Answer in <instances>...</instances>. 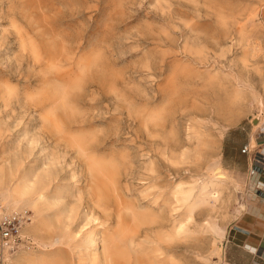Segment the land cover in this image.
Listing matches in <instances>:
<instances>
[{
	"label": "rangeland",
	"instance_id": "1",
	"mask_svg": "<svg viewBox=\"0 0 264 264\" xmlns=\"http://www.w3.org/2000/svg\"><path fill=\"white\" fill-rule=\"evenodd\" d=\"M263 93L264 0H0V186H32L25 264H219ZM216 165L229 179L198 195Z\"/></svg>",
	"mask_w": 264,
	"mask_h": 264
},
{
	"label": "bare ground",
	"instance_id": "2",
	"mask_svg": "<svg viewBox=\"0 0 264 264\" xmlns=\"http://www.w3.org/2000/svg\"><path fill=\"white\" fill-rule=\"evenodd\" d=\"M68 49H66L67 51ZM71 51V50H69ZM65 53V52H64ZM62 54V53H61ZM68 55H71L70 53ZM74 55V54H73ZM81 56H83V54H80ZM79 55V56H80ZM85 55V54H84ZM60 56V55H59ZM66 57V55H64ZM87 57L85 58H88L89 56L86 55ZM61 57V56H60ZM70 57V56H69ZM68 57V59H69ZM93 57H96V56H93ZM92 57V58H93ZM62 58V57H61ZM80 58V57H79ZM83 58V57H82ZM91 58V57H90ZM54 59V58H53ZM52 60V59H51ZM81 60V58H80ZM98 60V58L96 59V61ZM57 61V59H56ZM60 63L63 64L64 63V58L61 60L60 59ZM63 61V62H62ZM85 61V60H84ZM83 61V62H84ZM95 61V60H94ZM95 61V63H96ZM52 62H54L52 60ZM50 61V64L52 63ZM75 62V61H74ZM79 62V61H77ZM86 62V61H85ZM84 62V63H85ZM57 63H59L57 61ZM82 63V62H81ZM84 63L79 67V71H75L73 72L74 74L69 73L68 70L65 69H62V71L66 70L68 71V73L66 72V76L64 74V71H63V75L65 77H69L68 78H65L67 81H63L64 79V76H59L60 78L63 77V79L57 81L58 83H56L55 87H54V91H55V95H56V102H58L57 104L60 106V105H64L67 101V99H69L70 97V94L68 96V90H70L69 88L73 89V87L78 84H80L81 80L83 79V75H82V72H83V69L85 68L86 64L84 65ZM94 63V65H95ZM56 64V63H55ZM54 65V64H53ZM60 65V64H59ZM58 65V67H60ZM50 66V65H47V67ZM56 66V70H57V65H54ZM64 66V65H63ZM71 67V66H69ZM84 67V68H83ZM89 67H91V65H89ZM88 69V67H86ZM85 68V69H86ZM90 69V68H89ZM88 69V70H89ZM48 70L50 71H53L55 69H52L51 68ZM70 70V69H69ZM58 71V70H57ZM60 71H61V68H60ZM71 71V70H70ZM87 72V71H86ZM56 73H60V72H56L55 71V74ZM52 74V73H51ZM54 74V73H53ZM62 74V73H60ZM58 74V75H60ZM57 77V76H56ZM54 79V78H52ZM58 79V77H57ZM64 79V80H65ZM55 81V80H53ZM47 85V83H46ZM48 87V85H47ZM50 89V88H49ZM44 90V89H43ZM53 91V90H52ZM44 92V91H43ZM38 94V92H37ZM41 94H43L41 92ZM45 94V93H44ZM51 94V93H50ZM47 96V95H46ZM252 101L254 103V105L257 106V108L259 109L260 111V118H261V125H259L257 128H263L264 127V93L263 94H253L252 96ZM54 102V101H53ZM51 102V103H53ZM69 102V101H68ZM67 102V103H68ZM69 104V103H68ZM51 105V104H50ZM53 105V104H52ZM70 105V104H69ZM54 106V105H53ZM67 106V105H65ZM65 108V107H64ZM69 108V106L67 107ZM62 109V107H61ZM64 112V110H62ZM66 111V110H65ZM61 117V116H60ZM45 119L48 120V121H51L55 124H57V121L58 118H57V114H56V109H55V106L54 108L50 109L47 111L46 115H45ZM63 119V118H62ZM64 121V120H63ZM47 122V121H46ZM50 123V122H49ZM59 123V122H58ZM51 124V123H50ZM51 125V126H53ZM54 127V126H53ZM62 127V126H60ZM257 130V129H256ZM254 131L251 135H250V141H249V144L250 146H253L255 145L257 142H256V132L257 131ZM61 133H62V130H61ZM82 140V139H81ZM75 143H79L78 141L75 142ZM81 143V142H80ZM83 143V142H82ZM78 146L81 145V144H77ZM82 146V145H81ZM80 148V147H79ZM84 149V148H83ZM101 160V159H99ZM102 161V160H101ZM88 163H89V160H88ZM90 166L92 168V171L93 172H96V173H102L106 170V166L101 164L98 160H93L90 162ZM209 173L211 174V178L205 182H202V184H200L199 186V189H198V195H202V194H205L207 193L208 195H213L214 197H217L218 195V192L220 190L219 188V184H221V182L223 181H226L229 179V176L227 175L226 171L219 165H216L214 168H212ZM31 187L29 182L27 180H23L21 181V183H19L17 186H0V205H1V211L2 212H6V213H12L14 212L15 210L19 209L20 207H23L25 206V204L27 205L28 203H26V197H24L26 194L29 193V191L31 190ZM236 187V186H235ZM100 188V186H99ZM209 189H212L210 192L208 191ZM193 192V186L190 185L189 188H185L183 189L182 188V184L179 183L177 184V187H176V193L178 194H181V196L183 197L182 199H185V198H189L191 193ZM25 198V199H24ZM37 199L36 200H30V204L31 206H34L36 209V214L37 213H40L41 212V208H37L36 205H39L38 202L42 199L41 195H39L38 197H36ZM241 207H243V204L240 203ZM28 207V206H27ZM23 210V208H22ZM19 211V210H18ZM24 211V210H23ZM30 228V226L28 227V229ZM26 229V228H24ZM23 229V231H24ZM183 229V225H179V228L178 230H182ZM20 230V229H19ZM26 231V230H25ZM24 231V232H25ZM23 234V232H20ZM27 234V233H26ZM25 234V235H26ZM24 239V238H23ZM115 242V240L111 239V242ZM23 243V242H22ZM22 243H17V242H14V245L12 246H6L4 249H0V257L2 258V260L5 262L3 264H25V262H27V260H30V253L28 252V249L27 247H23L21 246ZM107 243V241H104L103 243V246H105ZM114 244V243H113ZM115 246L117 247L118 245L115 244ZM27 249V250H26Z\"/></svg>",
	"mask_w": 264,
	"mask_h": 264
},
{
	"label": "crops",
	"instance_id": "3",
	"mask_svg": "<svg viewBox=\"0 0 264 264\" xmlns=\"http://www.w3.org/2000/svg\"><path fill=\"white\" fill-rule=\"evenodd\" d=\"M247 187L248 179L244 207L229 226L219 264H264V198L249 192ZM3 263L0 257V264Z\"/></svg>",
	"mask_w": 264,
	"mask_h": 264
},
{
	"label": "built area",
	"instance_id": "4",
	"mask_svg": "<svg viewBox=\"0 0 264 264\" xmlns=\"http://www.w3.org/2000/svg\"><path fill=\"white\" fill-rule=\"evenodd\" d=\"M260 134H264V128H260ZM241 153L245 154L249 161L247 168L248 191L264 198V142H257L253 146L245 143ZM20 221L19 214L0 210V249L14 245V238L19 233Z\"/></svg>",
	"mask_w": 264,
	"mask_h": 264
}]
</instances>
